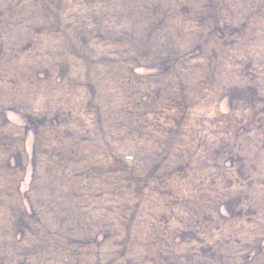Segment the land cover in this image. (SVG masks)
<instances>
[{
	"label": "rangeland",
	"instance_id": "obj_1",
	"mask_svg": "<svg viewBox=\"0 0 264 264\" xmlns=\"http://www.w3.org/2000/svg\"><path fill=\"white\" fill-rule=\"evenodd\" d=\"M0 264H264V0H0Z\"/></svg>",
	"mask_w": 264,
	"mask_h": 264
}]
</instances>
